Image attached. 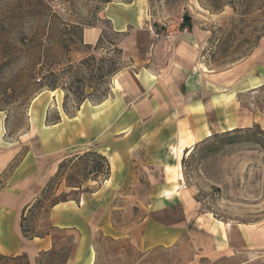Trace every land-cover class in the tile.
Instances as JSON below:
<instances>
[{
    "label": "rangeland",
    "instance_id": "rangeland-1",
    "mask_svg": "<svg viewBox=\"0 0 264 264\" xmlns=\"http://www.w3.org/2000/svg\"><path fill=\"white\" fill-rule=\"evenodd\" d=\"M112 5L139 14L132 22L141 30L128 26L117 34L104 16L105 9ZM185 17L188 21L181 27ZM162 24L179 26L178 38L193 36L190 39L199 47L194 64L197 74L213 75L214 83L219 82L221 73L228 74V90L241 89L255 75L252 67L264 65V55L260 64L250 61L253 52L264 48V0H0L3 141L26 135L31 125L30 107L39 96L43 95L42 100L51 98L45 110V124L50 125L59 118L58 112L70 118L83 103L97 105L111 97L113 81L124 71L136 72L150 65L163 69L175 38L171 42L164 38ZM90 27L99 29L102 35L94 46L85 45L82 39L83 30ZM149 28L157 32L158 40ZM141 59L151 61L143 63ZM242 62L248 64L250 73L243 75L238 69L235 74L231 72ZM235 98L241 108L264 122V83L239 92ZM262 125L229 134L212 133L203 139L209 140L207 144L196 143L180 158L176 164L180 167V179L175 182L177 195L164 202L167 206L174 204L170 212L154 209L162 205V199L150 195L149 181L143 166L138 165L142 173L129 182L125 196H110L113 207L109 220L104 210L97 208V218L101 221L106 216L112 230L109 232L106 226L90 237L93 264H264V249L212 252V236L208 233L216 225L228 230L232 240L238 225L264 226ZM27 148H22L0 176V189ZM141 157L140 153L136 155L137 160ZM62 161V168L58 165L33 207L23 211L21 224L29 237L49 232L47 217L55 203H78L82 194L105 188L108 178L90 174L99 164L93 155L68 154ZM100 165L104 174L105 166ZM165 173L169 187L170 175L167 170ZM185 214L189 221L176 243L146 249L139 246L143 222L156 219L175 226L186 222ZM53 237L56 245L50 250L52 254L39 253L35 259L26 257L19 263L67 264L73 257L74 237L59 232Z\"/></svg>",
    "mask_w": 264,
    "mask_h": 264
},
{
    "label": "crops",
    "instance_id": "crops-1",
    "mask_svg": "<svg viewBox=\"0 0 264 264\" xmlns=\"http://www.w3.org/2000/svg\"><path fill=\"white\" fill-rule=\"evenodd\" d=\"M131 13L124 6L112 5L105 9L104 16L116 32H123L128 26H134L139 32L141 28L134 25L139 14ZM100 34L97 28H85L82 32L84 44L94 46ZM178 36L173 39L175 46L170 56L166 57L167 63L163 69L150 65L140 67L136 72L127 70L120 73L113 81L111 97L97 105L83 103L75 116L68 118L58 112L59 120L46 125L45 110L51 98L42 100L43 95L39 96L30 107L31 125L28 132L12 142L3 141V117L0 118V176L22 148L28 147L13 167L5 187L0 189L1 254L11 257L25 255L33 260L39 253L53 249L56 245L53 234L59 232L74 237L76 243L73 257L67 264H93V247L88 243L90 237L106 226L109 232L112 230L106 216L101 221L97 218V208L103 209V214H107L109 220L113 207L110 196H125L129 182L137 180L139 173H142L137 169L138 165L143 166L150 195L162 199V205L154 209L170 212L174 204L167 206L164 202L173 199L178 192L175 182L180 179V167L176 164L196 143L212 133L261 124L264 129L260 117L241 108L235 98L239 92L254 90L264 83V65L259 63L264 48L250 56L251 63L260 64L252 67L255 75L247 79L241 89L232 91L228 90L226 73L220 74L218 83H214L216 78L213 80V75L197 74L194 64L198 44H193L191 35ZM133 37L129 36L127 43ZM141 60L143 63L151 61ZM244 63L231 72L235 74L238 69L243 75L250 73L247 71L248 64ZM85 152H95L108 160L110 174L105 188L82 194L78 203L68 201L54 204L47 217L49 232L41 237H25L20 226L23 211L37 201L62 159L68 154ZM139 153L142 157L137 160ZM166 170L170 175L169 187L166 184ZM185 220L183 224L175 226H166L156 219L146 220L140 228L139 246L146 249L173 245L182 236L185 223L189 221L186 214ZM236 227L237 238L232 236L236 243H232L229 231L218 229L215 225L213 231L208 232L212 236L211 251L237 250L241 253L249 249H264V226Z\"/></svg>",
    "mask_w": 264,
    "mask_h": 264
},
{
    "label": "trees",
    "instance_id": "trees-1",
    "mask_svg": "<svg viewBox=\"0 0 264 264\" xmlns=\"http://www.w3.org/2000/svg\"><path fill=\"white\" fill-rule=\"evenodd\" d=\"M186 21H188V19L185 17V23L181 26V27H183V26H185L186 25ZM117 33V32H116ZM117 34H120V33H117ZM101 34H100V37H99V39H98V41H97V43L96 44H98L100 41H101ZM37 80H38V83H39V81H40V78H37ZM57 121L59 120V118H57L56 119ZM56 121V122H57ZM254 126H258V125H254ZM238 130H240V129H234V130H231V131H227V132H224L225 134H229V133H232V132H235V131H238ZM209 142V140H203V141H201L200 143V145H204V144H207ZM195 149V148H194ZM193 149V150H194ZM85 153H89L90 155H93L94 156V158L95 159H97L99 162V164H97V165H95L94 166V168H93V170L91 171V175H102V176H104V180H106V178H108V175H109V173H110V166H109V162H108V160L104 157V156H102V155H100V154H97V153H95V152H85ZM67 158V157H66ZM64 161V160H63ZM63 161H61L60 162V164H59V169H61L62 168V163H63ZM100 164H103V166H105V169H106V171H105V173L103 174L101 171H102V165H100ZM50 181V180H49ZM43 191V190H42ZM42 193V192H41ZM56 204V203H55ZM53 206V205H52ZM33 207V206H32ZM31 208V207H30ZM21 226V231H22V233H23V235L25 236V237H29L27 234H26V231L23 229V226H22V224L20 225ZM29 238H32V237H29ZM43 254H47V255H50V254H52V251H50V252H44ZM23 259H26V256L25 255H21V256H15V257H11V256H5V255H3V254H1L0 253V264H20L19 263V261H21V260H23ZM23 264H25V262L23 263ZM27 264V263H26Z\"/></svg>",
    "mask_w": 264,
    "mask_h": 264
},
{
    "label": "built area",
    "instance_id": "built-area-1",
    "mask_svg": "<svg viewBox=\"0 0 264 264\" xmlns=\"http://www.w3.org/2000/svg\"><path fill=\"white\" fill-rule=\"evenodd\" d=\"M162 25L165 27L164 38L168 42H171L175 38V36L178 35L180 32L179 26L175 27V26H165L164 24ZM149 31L155 40H158L160 38L157 32L153 31L151 28H149ZM184 31H186V29H184Z\"/></svg>",
    "mask_w": 264,
    "mask_h": 264
}]
</instances>
